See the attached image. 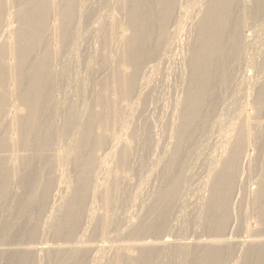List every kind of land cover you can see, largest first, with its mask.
I'll use <instances>...</instances> for the list:
<instances>
[{
    "label": "bare ground",
    "instance_id": "bare-ground-1",
    "mask_svg": "<svg viewBox=\"0 0 264 264\" xmlns=\"http://www.w3.org/2000/svg\"><path fill=\"white\" fill-rule=\"evenodd\" d=\"M183 1L0 0L1 229L9 236L27 224L61 240L0 246V264H41L40 257L45 264H186L200 253L225 264L235 246L240 255L231 264H243L247 254L264 264V170L245 194L258 226L245 224L244 238L128 237L156 221L148 217L158 197L182 220L192 212L198 227L220 209L213 228L220 234L230 223L241 169L251 164V131L264 130V120L255 119L264 111V65L237 79L251 41L241 35L244 14L263 15L264 0H192L199 3L186 12ZM235 6L240 16L231 17ZM91 41L83 56L80 48ZM176 63L179 86L171 98L162 87ZM214 80L243 90L254 113L233 110L237 121L225 138L207 156L196 149L191 162L180 150L182 134L191 119L206 115ZM200 168L207 193L174 198L176 176L184 170L185 180ZM170 180L174 188L163 194ZM145 186L155 193L144 204ZM118 195L134 213L116 211ZM37 208L44 214L34 226L28 212ZM92 231L101 238L92 240Z\"/></svg>",
    "mask_w": 264,
    "mask_h": 264
},
{
    "label": "rangeland",
    "instance_id": "rangeland-1",
    "mask_svg": "<svg viewBox=\"0 0 264 264\" xmlns=\"http://www.w3.org/2000/svg\"><path fill=\"white\" fill-rule=\"evenodd\" d=\"M240 1L241 0H239V2ZM251 2L254 3L255 1L251 0ZM198 3L197 1L186 0V3L184 1L182 2L183 4L182 8L185 9L184 12H186V8L188 11L189 10L191 11L193 10V8H195V6ZM236 11H238V9H236V6L231 9L230 12L231 17L237 16ZM116 14L118 13L116 12ZM238 14H239L238 16H240L239 11ZM196 16L197 15H195V17ZM180 18L182 19L181 22H183V24L185 25L187 22L184 21V18L182 17ZM244 18H245L244 20L245 26H243L241 30L242 31L241 35L246 36L250 34L251 41L248 44L244 45L245 46L243 51L244 58L242 59L239 72L237 73L238 75L237 79H239L242 76V74H244V72L248 76L249 74L250 75L257 74V69H255V64L256 66L257 64H261L262 66L264 65V14L255 17L249 14L248 12H246L244 14ZM180 32L181 29L179 31V35H182V33ZM183 33L185 35L187 34L186 29L183 30ZM93 45L94 42L91 41L89 44H86L80 48V51L83 53V56H87L90 53V48ZM79 66H80V68H78L79 74L84 75L85 74L84 65L80 64ZM179 68L180 65L176 63V65L170 69L169 74L167 75V77H169L168 79L169 81L166 83L165 88L162 87V91L171 98H173L176 95L177 92H175V90L179 86V78H180L178 76ZM229 69L230 66L226 65V74ZM215 83H216L215 80L210 83L208 90L209 92L208 94L205 95L204 98L205 102L203 103L204 106L203 108L205 111L203 112V114L206 115L205 116L197 115L194 119H191L190 122L185 127V130L182 134L183 139L180 145V150L181 153H184V155L186 156V160H189L191 162H194L196 159V152H197V151L195 152L196 149L202 150L203 153L200 152L201 156H205V155L207 156L208 154H211L214 151V149H216L220 141L225 138L226 133L230 131L231 127L234 126L235 122L237 121V119L234 118L233 115L234 113H232L233 110H236V112H238L240 111V109H243V107L247 106L249 114H251L250 111L254 113V110L251 108L253 107V104H251L250 101L247 102V96L243 94L244 91L235 88L234 83L230 82V80H227L224 86L220 85L219 87ZM260 104H261L260 108L264 110V99L261 101ZM255 119L256 121L264 120V111L259 113ZM201 130L204 131L200 134L201 135L200 136L199 132ZM255 130L252 129L251 136L249 138V144L247 146L250 149V151L253 153L251 154L253 155V157L250 160L251 163L250 167L244 165L243 169H241L242 175L241 174L239 175L240 176L239 178H241V180L238 181L239 183L236 184L234 189L235 200H233L234 199L233 198L231 202V204H233L232 206L233 208L231 207L230 204V207L232 208L229 212L230 223L220 234L216 233L215 229H213L215 225L214 221H216L220 209L219 211L217 209L210 211L208 217H206L208 214L206 215L202 214L203 215L202 218L204 217L206 218L203 219L201 226L198 227V223H196L194 220L191 219V215L193 214L192 212H188V215H186L185 219L182 220L179 217V215L181 214V212H179V209L174 208V206L171 203L167 205L164 202V198L158 197L155 198L153 208L150 210L151 214H149L150 216L148 217L149 218L148 220L156 218V221L153 224H150L149 221L144 222V224H141L139 230H135L128 237H131L133 239H141L144 237H146L147 239H152L163 235H169L171 238L179 239L181 241L192 240V239L195 240L197 238H214V237L225 238L229 236L233 238L235 237L237 239L244 238L243 236L247 234L246 230L243 229L245 228V224H249L252 227H254V224L255 226H258V224L256 223L257 216L255 214V211L257 209L255 210L254 206L252 207L251 204H247V201L245 199V194H247L246 192L247 188L253 190L256 187L255 180L257 179V175H259V173L264 170V130L260 129V131L258 132ZM198 144H200V146H198ZM190 171L192 173L191 178L181 180V178H183L182 175L185 174L183 173L185 172L184 170H182V172L176 176L175 180L180 182L177 186V191L174 198L180 197L183 194L193 195L198 193V191L203 192V190L204 193H207V190L201 187L202 169L201 168L193 169V170L190 169ZM173 181L170 180L169 187L164 190L163 194L168 193L170 189L174 188L172 184ZM183 183L184 186L182 185ZM183 187L185 189H183ZM181 189L183 190L182 193H180L182 191ZM154 193L155 190L153 192L152 187L145 186L142 194L145 198L143 203L145 204V202L148 199H150L152 195H154ZM179 193L180 195H178ZM10 198L11 199L8 200L12 205H16L15 207H18L20 205V200H22L21 198H19L20 200L16 199V197L14 198L10 197ZM120 199L121 196L117 198L118 200V204L116 205L117 212L122 214L127 213L129 215L135 212V211L133 212L134 206ZM187 210L190 211L189 209ZM28 214H29L28 217L36 221V224L34 226H37L39 222L40 223L42 222L41 220L43 219V214H44L42 209L37 208L36 211H29ZM133 218H135V216ZM161 221H163L164 225H159ZM20 226L14 227L13 228L14 230L11 233V235L6 236L7 233L2 232L0 225V246H9V245L24 246L25 244H38V242H43L53 245V243L57 244L61 242V240H58L59 237L55 236L54 234L53 235L50 233L40 234L38 231H36L37 228L33 229L29 227V225L27 224H25L23 227ZM90 238L92 240H97L101 237L97 234L96 231H92V233L90 234ZM237 249H239V247L235 246L234 250L232 251L233 253L230 254L229 257H226V259L223 261L225 262V264H231L237 257H239L240 251ZM231 250L232 249H230V252ZM225 253L226 252H222V254L224 255ZM204 255L205 254L200 253V255L198 256H194V255L189 256L187 258L186 264H213L212 260L211 261L204 260L202 258ZM40 258H41L40 259L41 264H45L46 260H44V258L42 257ZM1 264H5V263H1ZM157 264H162V263L159 262ZM243 264H261V260L257 259L255 255L247 254L243 259Z\"/></svg>",
    "mask_w": 264,
    "mask_h": 264
}]
</instances>
